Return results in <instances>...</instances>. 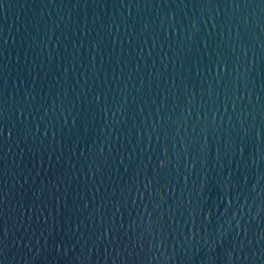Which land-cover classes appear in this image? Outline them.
Masks as SVG:
<instances>
[{
  "label": "water",
  "instance_id": "obj_1",
  "mask_svg": "<svg viewBox=\"0 0 264 264\" xmlns=\"http://www.w3.org/2000/svg\"><path fill=\"white\" fill-rule=\"evenodd\" d=\"M0 264H264V0H0Z\"/></svg>",
  "mask_w": 264,
  "mask_h": 264
}]
</instances>
